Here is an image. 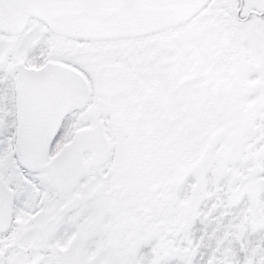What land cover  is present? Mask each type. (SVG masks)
Masks as SVG:
<instances>
[{
	"label": "snow or ice",
	"instance_id": "1",
	"mask_svg": "<svg viewBox=\"0 0 264 264\" xmlns=\"http://www.w3.org/2000/svg\"><path fill=\"white\" fill-rule=\"evenodd\" d=\"M0 264H264V0H0Z\"/></svg>",
	"mask_w": 264,
	"mask_h": 264
}]
</instances>
